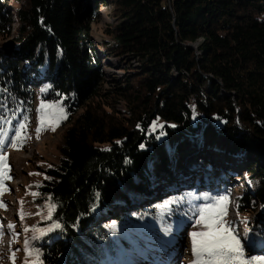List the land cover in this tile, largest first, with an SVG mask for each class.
Segmentation results:
<instances>
[{
  "label": "trees",
  "instance_id": "16d2710c",
  "mask_svg": "<svg viewBox=\"0 0 264 264\" xmlns=\"http://www.w3.org/2000/svg\"><path fill=\"white\" fill-rule=\"evenodd\" d=\"M110 4L116 23L97 43L91 25ZM0 39H10L0 97L17 117H31L36 93L67 115L59 164L38 187L56 205L49 226L61 224L31 242L43 264L135 252L136 229H174L205 196H228L234 177L246 187L237 212H257L245 221L264 255V0H0ZM109 58L125 61L124 76H106ZM175 167L189 182L174 179ZM159 244L144 245L168 247Z\"/></svg>",
  "mask_w": 264,
  "mask_h": 264
},
{
  "label": "rangeland",
  "instance_id": "374dc122",
  "mask_svg": "<svg viewBox=\"0 0 264 264\" xmlns=\"http://www.w3.org/2000/svg\"><path fill=\"white\" fill-rule=\"evenodd\" d=\"M113 11L114 7L111 4L99 7L98 20L91 25V34L95 42L99 43L102 40H107L103 31L107 26L110 27L116 23ZM14 28L15 26H13ZM10 39H0V46H7L10 43ZM109 59L113 64H107L105 60L102 61L106 76H124V68L127 69L125 61L120 60L118 62L115 58ZM131 65L133 68H137L136 62L130 61ZM41 104L61 105L57 101H44L40 98V94L36 93L33 112L27 121L28 139L19 150L11 146L6 148L7 163L11 169L9 173L11 179L4 182L8 191L0 195V201H3L6 205V209L0 208V226H2V233H0V264H25L24 241L29 239L31 242H36L38 239L32 240L31 238L34 236L40 237V234L32 231L25 232L24 228L47 229L49 227L48 219L45 218L47 202H41L40 195L34 197L31 193H39L36 185H41L43 182L45 171L59 164V149L63 144L62 136L67 127V123H65L67 115L66 118L59 120L58 125L55 126V131L51 130L52 125L55 124V118H53L50 122H46L43 130L37 134L36 128L39 125V116L41 115L37 110ZM117 109L122 110L119 104ZM16 120L22 119L16 117ZM15 124L16 121L13 125ZM10 135H14V133L10 132ZM181 162L187 171L194 169L195 162L192 155L182 156ZM173 176L174 179L185 184L189 182L190 178L185 173V170L178 167L173 169ZM233 179L236 180V183L234 189L227 196V215L224 219L232 222V226L237 230L238 235L243 238L245 229H247L245 220L252 222L257 212L251 213L248 219L237 212V201L246 187L244 181H239L235 177ZM160 182L170 184L165 177H162ZM30 185L32 187H29ZM21 202L23 203L21 204ZM208 203L207 201L204 202L203 206ZM21 209L24 213L23 219L19 215ZM198 218V216L194 215L193 217L183 218L180 221H172L174 229L167 228L170 229L168 232H165L166 227H162L160 224L143 225L133 232L135 241L137 240L143 248L135 245V252H127L118 246L112 251L111 259L106 264H191L193 257L190 233L200 230V227L195 224V219ZM9 223L15 225L13 230L15 236L8 230ZM247 236L251 237L249 231ZM161 240L166 241L168 247L159 246L157 248L144 245L148 242H154L157 245ZM30 247H33L32 244H30ZM246 251L249 256L258 255L256 254L258 250L253 251L251 241H248ZM13 253L15 254L14 260L11 258ZM167 254L168 262L165 263Z\"/></svg>",
  "mask_w": 264,
  "mask_h": 264
},
{
  "label": "snow or ice",
  "instance_id": "6c2138e0",
  "mask_svg": "<svg viewBox=\"0 0 264 264\" xmlns=\"http://www.w3.org/2000/svg\"><path fill=\"white\" fill-rule=\"evenodd\" d=\"M5 91V89L0 88V93ZM41 91H44V89ZM9 95L11 94L9 93ZM11 98L13 102H15V97ZM37 111L41 113L39 116V125L36 128L37 134L43 130L45 123L50 122L53 118H55V124H53L51 128L53 131H55V126L58 125L59 120L66 118L63 107L59 104H41ZM18 114L19 106L12 108L5 98L0 97V195L8 191L4 182L11 179L9 175L11 169L7 163L8 157L6 148L11 146L19 150L28 139L27 121L29 117L24 115L22 120H16ZM13 121H16L15 125H13ZM170 127H175V125H170ZM157 128H163V125L153 122L152 131H156ZM10 132L14 133V135H10ZM165 135L166 133L161 131L156 138L160 139ZM144 147V144L140 145V148L143 149ZM125 163H130V161L126 160ZM37 175L39 174L37 173ZM45 179H47V177H45ZM29 187L32 186L30 185ZM36 187H41V185H36ZM31 195L35 197L40 194L31 193ZM95 199L97 203L93 204V210L98 205L99 193L96 194ZM204 199L210 201V203L193 209V214L199 217L195 219V224L200 227V230L190 233L191 253L193 257L191 264H264V255H247L246 248L249 241L247 233L249 230L245 229V236L241 238L237 230L232 226V222L224 219L227 215L228 197L221 196L217 198L205 196ZM47 201L45 218L51 220L56 205L51 203V197H48ZM22 203L23 202H21V204ZM165 207H167V205H165ZM0 208L6 209V205L3 201H0ZM19 215L21 219L24 218L22 209ZM110 227L113 232L116 230L115 224ZM14 228V224H8V230L13 236H15L13 231ZM60 228L61 224L54 222L47 229L24 228V231L39 232L40 235H44L46 232H51ZM168 231H170V229L166 228L165 232ZM0 233H2V226H0ZM31 239H39V236H34ZM24 243L26 255L25 264H43L39 250L30 247L31 241L25 239ZM160 243L164 244L167 242L161 240ZM11 258L13 260L15 259L14 253Z\"/></svg>",
  "mask_w": 264,
  "mask_h": 264
}]
</instances>
